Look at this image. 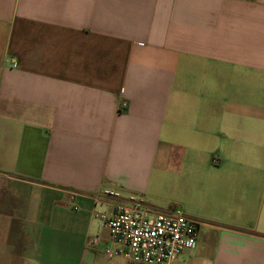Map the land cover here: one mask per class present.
Segmentation results:
<instances>
[{
    "label": "crops",
    "instance_id": "crops-1",
    "mask_svg": "<svg viewBox=\"0 0 264 264\" xmlns=\"http://www.w3.org/2000/svg\"><path fill=\"white\" fill-rule=\"evenodd\" d=\"M108 187L201 221L174 264H264V0H0V257L136 264Z\"/></svg>",
    "mask_w": 264,
    "mask_h": 264
},
{
    "label": "built area",
    "instance_id": "built-area-1",
    "mask_svg": "<svg viewBox=\"0 0 264 264\" xmlns=\"http://www.w3.org/2000/svg\"><path fill=\"white\" fill-rule=\"evenodd\" d=\"M13 65L17 66V62ZM127 105V100L121 102V107ZM90 197L95 202L93 216L101 220L108 231L105 253L109 258L120 256L136 264H174L180 254L198 245L201 221L181 208L161 210L111 187ZM66 203L79 209L75 201L67 199ZM99 205L106 208L101 209ZM101 240L98 236L89 242L96 245Z\"/></svg>",
    "mask_w": 264,
    "mask_h": 264
},
{
    "label": "rangeland",
    "instance_id": "rangeland-1",
    "mask_svg": "<svg viewBox=\"0 0 264 264\" xmlns=\"http://www.w3.org/2000/svg\"><path fill=\"white\" fill-rule=\"evenodd\" d=\"M1 192V191H0ZM2 193V192H1ZM0 193V194H1ZM159 202V201H158ZM163 203H165V202H163ZM154 204H156V206H163V205H160V203H155L154 202ZM99 208H101V207H99ZM178 208V207H177ZM102 209V208H101ZM97 219V218H96ZM1 243V242H0ZM0 264H10L8 261H7V259H6V257H0Z\"/></svg>",
    "mask_w": 264,
    "mask_h": 264
}]
</instances>
